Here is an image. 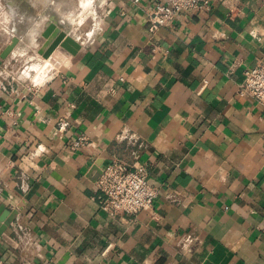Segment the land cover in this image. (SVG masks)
Here are the masks:
<instances>
[{"label": "crops", "instance_id": "1", "mask_svg": "<svg viewBox=\"0 0 264 264\" xmlns=\"http://www.w3.org/2000/svg\"><path fill=\"white\" fill-rule=\"evenodd\" d=\"M157 1L0 2V43L18 42L0 58V264H264V109L238 93L264 63V0L151 30ZM52 24L75 54L38 53ZM115 159L144 169L150 209L101 210L92 170Z\"/></svg>", "mask_w": 264, "mask_h": 264}, {"label": "built area", "instance_id": "2", "mask_svg": "<svg viewBox=\"0 0 264 264\" xmlns=\"http://www.w3.org/2000/svg\"><path fill=\"white\" fill-rule=\"evenodd\" d=\"M139 0H135L138 2ZM211 0H158L148 20L151 30L166 26L183 14L209 8ZM242 97L254 99L264 109V63L248 69L238 91ZM66 126V121H61ZM86 138L81 136L71 147L78 150L85 145ZM102 194L100 208L107 215L115 217L119 213L138 215L150 209L158 190L147 178L144 169H131L126 163L115 159L103 169L97 181Z\"/></svg>", "mask_w": 264, "mask_h": 264}, {"label": "water", "instance_id": "3", "mask_svg": "<svg viewBox=\"0 0 264 264\" xmlns=\"http://www.w3.org/2000/svg\"><path fill=\"white\" fill-rule=\"evenodd\" d=\"M46 37V41L43 43L41 48L39 49L38 53L42 55L44 58L48 59L53 54L56 49L61 46L62 48L66 49L68 52L75 54L78 48V44L75 43L71 36L66 34L60 28L56 27L52 24L47 32L44 34ZM17 39H13L12 43L8 45L5 50L0 55L1 59H6L10 53L14 50L15 46L17 45ZM102 168L95 166L93 167L92 172H94L95 181L101 176ZM5 211V207L2 205L0 206V237L5 238V233L7 229L11 226L16 218L15 213H9L8 216L5 218L3 216V212Z\"/></svg>", "mask_w": 264, "mask_h": 264}, {"label": "rangeland", "instance_id": "4", "mask_svg": "<svg viewBox=\"0 0 264 264\" xmlns=\"http://www.w3.org/2000/svg\"><path fill=\"white\" fill-rule=\"evenodd\" d=\"M8 1H11V2H14V4H16L17 2H16V0H0V2H1V6L2 7H4V6H6V2H8ZM12 4V3H11ZM22 7H23V12H22V10L20 11V13L19 14H21V15H24V16H27V17H30V16H32V11L31 10H29V6H28V3L27 4H22L21 5ZM7 11V10H6ZM8 12V11H7ZM21 15H17L16 17H17V20L19 21L20 20V16ZM7 19L9 20V21H12L13 22V19H12V17H11V15H10V12L9 13H7ZM17 20H14V21H17ZM23 29H24V27L22 26V25H20V27H19V32H21V31H23ZM12 43V41L10 42V41H6V43H0V50H5V48L8 46V45H10ZM22 63V61H19L18 63H16V62H11V64H9V67H8V75L10 76V77H12V78H16L17 76H18V74L20 73V71H21V64Z\"/></svg>", "mask_w": 264, "mask_h": 264}]
</instances>
